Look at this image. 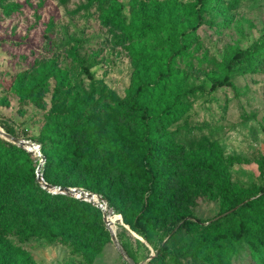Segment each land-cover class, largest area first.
I'll use <instances>...</instances> for the list:
<instances>
[{
	"label": "rangeland",
	"instance_id": "1",
	"mask_svg": "<svg viewBox=\"0 0 264 264\" xmlns=\"http://www.w3.org/2000/svg\"><path fill=\"white\" fill-rule=\"evenodd\" d=\"M120 1L121 14L128 21L133 0ZM177 1L189 4L195 0ZM98 2L5 0L0 5V127L15 128L23 135L21 139L27 137L25 140L39 146L30 154L37 162L35 169L40 164L42 177L65 179L72 185L69 187L83 190L90 189L94 182L86 177L81 163L69 170V162L59 165L46 160L34 140L40 139L46 149L53 147L52 140L42 136L41 130L51 126L45 113L52 105L59 75L63 77L64 90L57 92L58 104L67 106L88 95L97 102L90 103L83 115L90 111L100 116L108 114L107 106L126 98L130 91L135 70L130 42L122 40L120 30L103 23ZM108 5L104 3L103 8ZM203 18L196 30L197 41L187 50L189 57L176 61L182 89L198 84L208 89V76L216 72L215 63L229 49L246 47L259 37L264 25V0H215ZM84 66L92 78L84 72ZM245 66L246 62L238 65L232 75L237 95L217 88L188 96L187 111L161 132V147L172 149H162L152 164L160 175L162 197L172 198L173 204L158 217L154 227L148 228L151 243L132 230L120 213L124 210L131 218L141 201L138 186H142L145 176L140 149L132 146L117 155L118 161L127 164L121 173L125 182L122 188L116 183L118 167L106 163L103 175L110 185L101 182L97 192L109 191L107 214L115 216L111 227L118 242L132 253L135 264H149L155 248L162 243L171 248L162 264H175L174 249L186 253L178 257L179 264H201L190 251L201 231L210 233L206 225L215 216L227 206L237 209V201L243 198L264 202V166L259 165L264 161V57L257 60L252 71L245 70ZM31 77L43 79L29 95L25 90ZM106 155L107 151H100L98 157L103 160ZM108 158L114 160L115 153ZM197 162L212 163L226 179L227 189L217 183L211 168L194 165ZM119 190L123 193L118 194ZM58 196L51 202L60 203V197L69 196L89 206L87 199L73 194ZM184 219L189 223L170 236ZM93 229L83 238L89 247L41 238L24 242L15 236L0 239V264H129L111 238H97ZM260 234L264 236V231ZM230 264H264V249L261 254L252 251L243 235L233 243Z\"/></svg>",
	"mask_w": 264,
	"mask_h": 264
},
{
	"label": "trees",
	"instance_id": "2",
	"mask_svg": "<svg viewBox=\"0 0 264 264\" xmlns=\"http://www.w3.org/2000/svg\"><path fill=\"white\" fill-rule=\"evenodd\" d=\"M215 0H195L182 4L177 0H133L129 6L130 19L122 16L120 0H99L102 9L101 19L120 30L122 40L130 42L129 50L133 58L134 72L131 88L126 98L115 100L108 107L109 113L100 116L95 111L83 115L90 103L96 104L91 95L75 99L70 105L58 104L57 92L64 90L63 77L58 76L52 105L45 113L51 126H45L41 135L52 140L53 147L44 148L40 139L34 140L41 146L46 160L56 161L59 165L69 162V170H74L76 163H81L83 172L89 181L94 182L90 192L97 193L107 202L111 199L109 191L98 193L101 182L110 185L103 175L106 165L118 167L116 183L124 187L122 172L126 162L118 161L120 151L129 147L140 149L144 160L142 171L145 176L142 186H138L141 201L134 208L131 218L124 210L120 211L130 228L151 243L147 230L154 227L155 221L172 207V198L165 199L160 182V175L152 164L154 157L163 149L161 132L175 122L188 109V96L212 92L217 88L228 90L237 95L232 75L238 65L246 62L245 70L252 71L257 60L264 57L263 32L246 47L235 46L215 63L216 72L208 76L210 86L203 84L182 89V77L176 68V61L189 57L187 50L197 41V28L204 21V13ZM5 0H0L3 5ZM109 4L103 8V4ZM148 44V46H146ZM210 62V61H209ZM84 72L92 78L84 66ZM33 77L26 87V94L31 95L42 82ZM21 86V78L18 79ZM132 122V126L129 122ZM12 136H23L15 128L3 127ZM25 139H29L24 137ZM100 151H107L106 158L100 160ZM115 153V158L109 159ZM113 160V161H110ZM264 160V156H262ZM37 162L30 152L0 136V239L15 236L24 242L31 238H41L48 242L72 243L77 247L84 245L83 238L93 229L97 238H110L102 218V211L92 202L86 203L73 197H60V203L51 202L61 193H48L36 178ZM196 166L212 169L217 183L226 190V179L216 172L212 163L206 165L197 162ZM261 167L264 161H260ZM113 167V168H114ZM37 168V167H36ZM44 181L52 185L72 186L67 180ZM123 191L119 190L118 194ZM238 208L227 206L210 224L209 234L200 232L190 254L199 259L201 264H230L233 243L241 236L247 238L252 251L261 254L264 249V202L260 199L243 198L237 201ZM232 210V211H231ZM223 214L222 216H220ZM220 216V217H219ZM189 223L184 219L170 236L180 227ZM101 239H98L100 241ZM88 246L85 243L84 246ZM133 261L132 253L123 245ZM89 247V246H88ZM155 255L149 264H162V258L171 248L162 243L155 248ZM186 255L174 249L172 257L175 264L178 257ZM154 261V262H153Z\"/></svg>",
	"mask_w": 264,
	"mask_h": 264
},
{
	"label": "water",
	"instance_id": "3",
	"mask_svg": "<svg viewBox=\"0 0 264 264\" xmlns=\"http://www.w3.org/2000/svg\"><path fill=\"white\" fill-rule=\"evenodd\" d=\"M0 136L6 140L11 141L12 143L18 145L19 147L26 149L30 153H32L33 150H38V147H39L37 144H34L33 142H30V141L25 140V139H21L20 137H17V136H12L11 134L5 132L1 127H0ZM36 178H37V181L41 184V186L43 188L51 191L52 193L73 194L76 197L87 199L88 201H91L93 204L98 206L102 211L103 221L108 226L110 238L113 241L118 252L120 253V255L124 259H126L129 262V264H135L133 259L130 256H128V254H127L126 250L123 248L122 244H120V242H118V240L116 238V234L111 227L112 221L109 220V215L107 214L106 201L100 195L93 193V192H90V191L83 190V189H77V188H73V187H69V186H62V185H52L50 183H47L46 181H44V179L40 173V164L36 168ZM94 197H96V198H94ZM98 200H101L103 202V204L100 203Z\"/></svg>",
	"mask_w": 264,
	"mask_h": 264
},
{
	"label": "bare ground",
	"instance_id": "4",
	"mask_svg": "<svg viewBox=\"0 0 264 264\" xmlns=\"http://www.w3.org/2000/svg\"><path fill=\"white\" fill-rule=\"evenodd\" d=\"M94 198H96V197H94ZM115 216H113L112 214H110L109 215V220H111V221H113L115 218H114Z\"/></svg>",
	"mask_w": 264,
	"mask_h": 264
},
{
	"label": "built area",
	"instance_id": "5",
	"mask_svg": "<svg viewBox=\"0 0 264 264\" xmlns=\"http://www.w3.org/2000/svg\"><path fill=\"white\" fill-rule=\"evenodd\" d=\"M100 203H102L103 204V202L101 201V200H98ZM95 205V204H94ZM96 206V205H95ZM106 206H107V202H106ZM98 207V206H97Z\"/></svg>",
	"mask_w": 264,
	"mask_h": 264
}]
</instances>
